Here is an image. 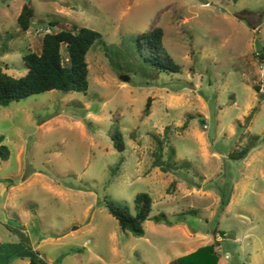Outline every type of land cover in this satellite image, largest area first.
<instances>
[{
  "label": "rangeland",
  "instance_id": "obj_1",
  "mask_svg": "<svg viewBox=\"0 0 264 264\" xmlns=\"http://www.w3.org/2000/svg\"><path fill=\"white\" fill-rule=\"evenodd\" d=\"M80 27L101 35L87 90L0 107V264H170L209 244L217 264H264V0H0L1 70L23 76L45 33ZM155 27L179 72L145 57ZM141 192L135 236L106 203L133 213Z\"/></svg>",
  "mask_w": 264,
  "mask_h": 264
},
{
  "label": "trees",
  "instance_id": "obj_2",
  "mask_svg": "<svg viewBox=\"0 0 264 264\" xmlns=\"http://www.w3.org/2000/svg\"><path fill=\"white\" fill-rule=\"evenodd\" d=\"M34 16L33 8L25 3L22 5L17 16V24L22 31H27L32 25ZM52 24V22H51ZM162 29L155 27L150 31L140 34L138 40H147L149 52L146 58L151 56L153 64L160 72H179L180 66L176 64L169 54L163 51L161 45ZM101 38L99 32L80 27L76 31L61 29L47 32L41 39V50L27 52L22 60L27 65V71L23 76L13 77L3 72L0 68V107H7L12 101H19L36 93L58 90L62 93L72 91L85 92L88 88V64L86 54L90 47ZM66 60V64L64 63ZM257 92L259 88H254ZM149 100L146 103L144 114L149 113ZM250 119V116L247 120ZM185 127V126H183ZM252 143L241 149L234 157H243L250 151L258 140V136H252ZM0 137V158L6 160L9 152L6 146L1 144ZM123 141L118 139V149H123ZM155 165H158V157L155 158ZM228 199L221 201V206L227 205ZM152 201L147 193H137L134 197V212H129L126 206L117 202H107L108 212L117 220L119 228L123 232H130L135 236L143 235V222L149 219ZM161 214L155 217L156 222L164 219ZM166 223H169L166 221ZM219 256L214 250V244H209L196 249L194 252L178 257L170 264H217ZM29 264H47L35 256L30 258Z\"/></svg>",
  "mask_w": 264,
  "mask_h": 264
},
{
  "label": "water",
  "instance_id": "obj_3",
  "mask_svg": "<svg viewBox=\"0 0 264 264\" xmlns=\"http://www.w3.org/2000/svg\"><path fill=\"white\" fill-rule=\"evenodd\" d=\"M228 238H229V239H234V237H233V236H231V235H229V236H228Z\"/></svg>",
  "mask_w": 264,
  "mask_h": 264
}]
</instances>
